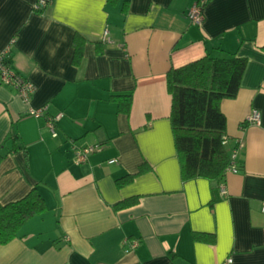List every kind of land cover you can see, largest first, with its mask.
Returning <instances> with one entry per match:
<instances>
[{"label":"crops","instance_id":"1","mask_svg":"<svg viewBox=\"0 0 264 264\" xmlns=\"http://www.w3.org/2000/svg\"><path fill=\"white\" fill-rule=\"evenodd\" d=\"M198 1L0 0V52L36 87L25 102L0 83V149L12 133L24 147L0 163V204L37 188L47 205L0 245V264H264V0H207L195 24ZM220 49L247 59L238 95L221 102L237 172L185 180L166 75ZM131 93L127 114L111 96ZM43 107L64 115L57 137L46 117L26 114ZM254 111L260 124L246 122ZM93 145L77 163L75 151Z\"/></svg>","mask_w":264,"mask_h":264},{"label":"trees","instance_id":"2","mask_svg":"<svg viewBox=\"0 0 264 264\" xmlns=\"http://www.w3.org/2000/svg\"><path fill=\"white\" fill-rule=\"evenodd\" d=\"M107 1L110 5L118 3V0ZM127 2L123 11L126 10ZM84 43L83 37L75 36L73 45L76 65L83 57ZM220 51L222 56L209 52L181 67H172L166 75L167 90L172 98L171 128L185 180L207 177L220 181L232 163L230 152L223 144L227 120L221 110V102L238 95L247 59L222 49ZM111 99L119 104L121 111L129 114L132 93L113 95ZM9 138L13 146L7 147L6 152L0 149V163L9 152L24 148L16 133H12ZM145 171L146 168L142 166L137 173L119 179L117 185L121 187L130 183ZM137 201L136 197L130 198L117 207L131 206ZM46 211L47 205L37 188H33L18 201L0 204V245H6L17 238L28 220ZM206 237L202 234L197 238Z\"/></svg>","mask_w":264,"mask_h":264},{"label":"built area","instance_id":"3","mask_svg":"<svg viewBox=\"0 0 264 264\" xmlns=\"http://www.w3.org/2000/svg\"><path fill=\"white\" fill-rule=\"evenodd\" d=\"M207 0H200L198 1L193 7L189 10L188 16L191 19V21L195 24H201L204 20V14L203 9L204 5ZM46 5L45 2H41L38 5H36L35 9H40L42 6L44 7ZM102 41L104 43L109 41V31L106 30L103 34ZM0 83L4 84L5 86L11 87L18 97H20L23 101L28 102L29 99L32 97V95L35 93L36 87L35 85L29 81L21 77L20 75L16 74L10 67V52L9 50H5L0 52ZM47 107H43L40 109L35 108H29L26 112V114L30 117L39 119L42 117H46V127L48 128L49 132L53 137L58 136V124L63 118V114L59 113L57 115L53 116H47ZM249 124H260L261 123V114L259 111H254L250 117L246 121ZM223 144L225 146L228 145L227 138L224 140ZM101 149V145H93L84 147L81 149H77L75 151V161L77 163H83L87 160V158L99 151ZM236 151H233L231 155V165L228 168L229 172H237V168L235 165V156ZM116 160L110 161V163H116ZM227 171V172H228ZM221 191L223 194L226 193L225 185L222 183L221 185ZM262 213L264 214V204L261 208ZM125 245H128L127 251H132L138 246V241L134 240L131 243L127 244L125 241ZM231 260L227 261V264H230Z\"/></svg>","mask_w":264,"mask_h":264}]
</instances>
